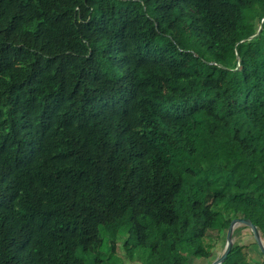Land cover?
Listing matches in <instances>:
<instances>
[{"label": "trees", "instance_id": "16d2710c", "mask_svg": "<svg viewBox=\"0 0 264 264\" xmlns=\"http://www.w3.org/2000/svg\"><path fill=\"white\" fill-rule=\"evenodd\" d=\"M236 218L264 238V0H0V264H191Z\"/></svg>", "mask_w": 264, "mask_h": 264}, {"label": "rangeland", "instance_id": "374dc122", "mask_svg": "<svg viewBox=\"0 0 264 264\" xmlns=\"http://www.w3.org/2000/svg\"><path fill=\"white\" fill-rule=\"evenodd\" d=\"M212 201H213V197L210 194L207 200L209 206L212 205ZM213 238H214V243H213L214 248H213L212 256L210 258L191 259L190 260L191 264H211V262H213L216 256L218 257L223 253L226 246V240H227L226 235L214 233ZM234 238L235 241L239 239L243 242V244L247 245V250H245V255H244L245 257H249L250 259L253 260V262L254 260L256 261L261 260V252L259 250L258 245L256 244L255 238L250 229L248 228L243 229L238 235L236 236L234 235ZM121 243L122 242H120V249L118 251V254L112 259L110 264H125L124 254L121 250Z\"/></svg>", "mask_w": 264, "mask_h": 264}, {"label": "water", "instance_id": "95a60500", "mask_svg": "<svg viewBox=\"0 0 264 264\" xmlns=\"http://www.w3.org/2000/svg\"><path fill=\"white\" fill-rule=\"evenodd\" d=\"M252 39V38H251ZM239 67V65H238ZM239 227H246L251 230L256 244L259 247V250L261 254L263 255L264 258V238L262 236L261 231L258 229L257 226L252 224V222L248 219H242V218H236L232 220L228 231H227V240H226V246L223 251V253L218 256L211 264H222L228 257L229 253L231 252L234 243H235V238H234V233Z\"/></svg>", "mask_w": 264, "mask_h": 264}]
</instances>
